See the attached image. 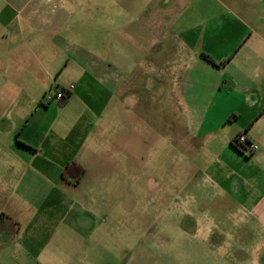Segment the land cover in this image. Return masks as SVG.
Returning a JSON list of instances; mask_svg holds the SVG:
<instances>
[{
    "label": "crops",
    "instance_id": "0c3cea01",
    "mask_svg": "<svg viewBox=\"0 0 264 264\" xmlns=\"http://www.w3.org/2000/svg\"><path fill=\"white\" fill-rule=\"evenodd\" d=\"M101 1L99 5L94 0H0V264H46L47 258L54 262L60 258L61 246L47 251L43 242L46 221L39 218L41 210L47 207L54 212L61 203L60 189L51 182L47 185L46 180L61 174L62 166L47 171L46 145L53 151L58 146L66 148L69 161L82 166L87 152L97 158V147L109 127L108 107L114 95L101 84L116 83L118 104L113 114L124 116L126 106L120 100L124 90L119 79L131 71L135 82L153 86L167 81L178 86L186 111L198 115L194 125L199 134L202 132L204 146L219 147L212 152L221 164L239 156L232 145L238 135L258 145L255 151L248 148L252 157L246 161L257 165V173L264 179V0ZM110 2H117V10L109 11ZM126 2L133 3L132 10ZM94 7L106 10L101 13L105 19L102 33L96 30L99 37L95 36L101 43L95 45L91 40L89 45L102 49V57L91 61L75 58L63 64L61 45L72 43L63 35L85 27L84 20L92 21ZM85 45L75 47L76 52H93ZM115 54L116 62L110 59ZM127 57L132 59L128 61L132 65L129 73L124 72ZM65 70L74 75L65 89L71 85L74 89L60 117L47 130L43 119L30 124L29 83L37 87L32 95L43 93L46 83ZM14 75L21 84L14 85ZM125 124V119L118 118L119 130H124ZM34 147L36 151H32ZM229 173L222 177L232 181L231 175L237 176V171ZM238 175L243 185L229 186L234 198L240 196L251 210L264 209L262 180ZM255 188L262 190L258 197ZM215 206L223 209L221 203ZM173 210L167 229L173 231L175 226L182 234L187 264H198L201 251L211 250L213 260L208 264H222L220 245L216 252L206 244L209 236L200 233L197 222L189 218L190 212L184 214L189 209L178 212L187 219H175ZM30 215L32 220L27 219ZM80 221L88 226L86 219ZM108 236V229L96 224L89 243L96 238L102 244ZM168 240L165 244L169 246Z\"/></svg>",
    "mask_w": 264,
    "mask_h": 264
},
{
    "label": "rangeland",
    "instance_id": "374dc122",
    "mask_svg": "<svg viewBox=\"0 0 264 264\" xmlns=\"http://www.w3.org/2000/svg\"><path fill=\"white\" fill-rule=\"evenodd\" d=\"M94 3L101 5L103 1L94 0ZM125 5L132 10V2ZM117 6V2H110L109 11L117 10ZM93 9L95 18L92 21L84 20L85 27L63 35L72 42L61 45L59 58L63 64L75 58L91 61L102 57V49H91L89 45L91 40L95 45L101 43L95 36L99 37L96 30L102 33L105 19L101 13L106 10ZM112 20L116 23V18ZM82 43L93 52L86 55L76 52L75 47ZM110 59L116 62V54ZM126 60L124 72L129 73L132 59L127 57ZM113 68L117 70L116 65ZM18 79L13 76L14 85L21 84L16 81ZM119 80L124 90L120 100L126 106V113L119 117L113 114L118 104L114 91L116 83L103 81L101 86L114 92L108 107L110 122L100 148L97 147L99 156L96 158L87 152L83 166L87 169L86 174L79 178L66 148L58 146L57 151H53L46 145L47 171L58 169V164L62 166L61 174L46 180L47 185L51 182L60 189L61 203L54 212L47 207L41 210L39 217L46 221L43 242L47 251L62 247L60 258L55 262L47 258L46 264H187L185 250L181 247L182 234L175 226L173 231L167 229L172 207L175 219H187L178 212L181 208L189 209L184 214L190 212L189 218L197 222L200 233L209 236L206 244L215 247L216 252L220 245L222 264H264V209H249L240 196L236 200L229 190L233 184L243 185L241 177H237L240 173L253 180H262L261 187L264 188L257 165L251 160L246 161L252 157L248 154L250 150L247 148L243 154L239 152V156L221 164L217 154L212 152L219 147L214 144L204 146L200 137L202 132L199 134L194 125L198 115L186 111L178 86L167 81L153 86L150 82H135L132 71L131 75ZM73 81L72 72L65 70L52 83H46L43 93L38 91L36 95L32 94L37 87L30 82L29 123L43 119L47 130L49 124L60 117L61 108L68 101H58L57 92ZM171 86L175 88L174 93ZM118 118L125 119L124 130L117 127ZM36 150L34 147L32 151ZM233 171H237V176L231 175L232 181L222 177ZM74 186L76 189H72ZM250 189L252 192V187ZM255 189L254 196L258 197L262 190ZM54 193L57 195V189ZM216 203H221L223 209H216ZM89 208L93 209L88 213ZM27 219L32 220L31 215ZM81 219H86L88 226L84 227ZM96 224L109 231L108 240L104 237L102 244L96 238L89 243L90 232ZM69 227L76 229L78 234ZM168 239L171 240L169 246L165 244ZM213 252L201 251L203 256L198 264L212 261Z\"/></svg>",
    "mask_w": 264,
    "mask_h": 264
},
{
    "label": "trees",
    "instance_id": "16d2710c",
    "mask_svg": "<svg viewBox=\"0 0 264 264\" xmlns=\"http://www.w3.org/2000/svg\"><path fill=\"white\" fill-rule=\"evenodd\" d=\"M61 92H64L65 93V97L63 99H61L60 101H62V103H65L68 99V96H69V93H67L66 89H62ZM238 137L239 135L234 139V141L232 142V145L240 152V153H243L247 147L244 145V144H239L238 143ZM72 164L77 168V171H78V175H79V178H81V176L85 173V168L76 163V162H72ZM70 166L67 167V169L69 168ZM66 173H69V171H65ZM78 178V179H79Z\"/></svg>",
    "mask_w": 264,
    "mask_h": 264
},
{
    "label": "built area",
    "instance_id": "2783aa9c",
    "mask_svg": "<svg viewBox=\"0 0 264 264\" xmlns=\"http://www.w3.org/2000/svg\"><path fill=\"white\" fill-rule=\"evenodd\" d=\"M73 89H74V86L71 85V86L69 87V89L66 90V91H67V93H70ZM55 97H56V99H57L58 101H60L61 99H63V98L65 97V93L59 91V92H57V94H56ZM238 143H239V144H244V145H245L247 148H249L251 151H255V150L258 149V145H256V144H252V143H249L248 140H247V138H246L244 135H239V137H238Z\"/></svg>",
    "mask_w": 264,
    "mask_h": 264
},
{
    "label": "clouds",
    "instance_id": "9594fccd",
    "mask_svg": "<svg viewBox=\"0 0 264 264\" xmlns=\"http://www.w3.org/2000/svg\"><path fill=\"white\" fill-rule=\"evenodd\" d=\"M253 264H255V262H253Z\"/></svg>",
    "mask_w": 264,
    "mask_h": 264
}]
</instances>
